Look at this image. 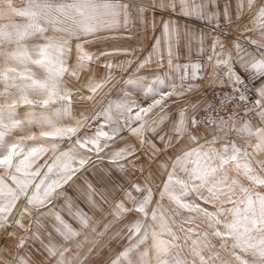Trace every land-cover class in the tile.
Instances as JSON below:
<instances>
[{
  "label": "snow or ice",
  "instance_id": "snow-or-ice-1",
  "mask_svg": "<svg viewBox=\"0 0 264 264\" xmlns=\"http://www.w3.org/2000/svg\"><path fill=\"white\" fill-rule=\"evenodd\" d=\"M112 243L108 264H264V0H0V264Z\"/></svg>",
  "mask_w": 264,
  "mask_h": 264
},
{
  "label": "crops",
  "instance_id": "crops-1",
  "mask_svg": "<svg viewBox=\"0 0 264 264\" xmlns=\"http://www.w3.org/2000/svg\"><path fill=\"white\" fill-rule=\"evenodd\" d=\"M22 0H12V2L14 4H21ZM221 3H223V0H221ZM185 22V20H181V23L183 24ZM190 25L193 24V21H187ZM199 27H204L203 25H198ZM153 35H160L159 32L153 33L151 30H149L147 32V35L145 36L143 33L140 34V39L144 42L145 46H150L151 42H152V36ZM124 43V41L120 40V39H116V40H103L101 39L100 41H98L97 43H94L93 45L87 46L89 47L90 51H97V49L103 47H108L110 45H118ZM129 43H132L133 46H135V41H129ZM103 63V58L101 60V65ZM93 67L97 70L98 74L102 73L104 71V69L102 68V66L100 65H93ZM210 71V70H209ZM127 79L126 75H117L116 80L112 81V84L109 85V88H111V96L115 97L118 95V93L120 92V90L122 88H124L123 85V80ZM202 91L204 93V95H208L209 90L211 89V87L208 85L207 80L202 81ZM109 88H106L104 91L107 92L109 90ZM127 91L131 92V86H128V88L126 89ZM87 94V93H85ZM134 95V93H133ZM193 97L198 96V93H194L192 94ZM100 97H97V100H99ZM137 100L140 99V97H135ZM202 98V97H201ZM195 102V101H194ZM90 103V104H88ZM177 103H182V101L177 102ZM89 105V108L92 107V102L89 101H84V105L83 108H87V106ZM172 110H175V105H172ZM125 136H127V132L124 133ZM232 139H236L235 133L231 134ZM238 143H242V141L237 140ZM118 146H122V144H118ZM85 179H91V176L89 173H84L83 175H81L80 179L75 180V182H70L68 185H64V188L61 190L62 194L59 198V200L57 202H55V208L56 210H60L62 211V214L64 215L65 219H68L69 222L71 221V218L69 217L68 213H69V209L66 206V200H68L69 198L71 199L72 202V211L75 210V208L77 206L83 208L85 211H88L87 209V205L85 204V195H86V187L84 186V181ZM165 205H167V201L164 202ZM91 214V213H89ZM47 223V222H46ZM105 240H107V237L104 238ZM119 250V246L115 243H112L109 247H106L102 252L100 253H94L93 254V264H108V260L110 255L114 256L116 251Z\"/></svg>",
  "mask_w": 264,
  "mask_h": 264
},
{
  "label": "rangeland",
  "instance_id": "rangeland-1",
  "mask_svg": "<svg viewBox=\"0 0 264 264\" xmlns=\"http://www.w3.org/2000/svg\"><path fill=\"white\" fill-rule=\"evenodd\" d=\"M22 2V1H21ZM19 5V4H18ZM90 104V103H88ZM83 105H84V101H77V100H74V108L76 109H84L83 108ZM87 108H89V105L87 106ZM94 130V129H93Z\"/></svg>",
  "mask_w": 264,
  "mask_h": 264
},
{
  "label": "built area",
  "instance_id": "built-area-1",
  "mask_svg": "<svg viewBox=\"0 0 264 264\" xmlns=\"http://www.w3.org/2000/svg\"><path fill=\"white\" fill-rule=\"evenodd\" d=\"M212 92H213V89L211 88V89L209 90V92H208V95H207V97H208L209 99H211V97H212Z\"/></svg>",
  "mask_w": 264,
  "mask_h": 264
}]
</instances>
